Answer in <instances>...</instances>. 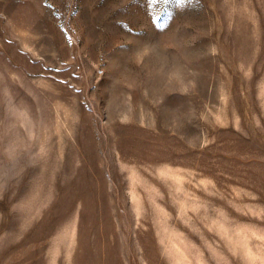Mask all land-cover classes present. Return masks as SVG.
<instances>
[{"label":"rangeland","instance_id":"374dc122","mask_svg":"<svg viewBox=\"0 0 264 264\" xmlns=\"http://www.w3.org/2000/svg\"><path fill=\"white\" fill-rule=\"evenodd\" d=\"M79 263L264 264V0H0V264Z\"/></svg>","mask_w":264,"mask_h":264},{"label":"bare ground","instance_id":"6f19581e","mask_svg":"<svg viewBox=\"0 0 264 264\" xmlns=\"http://www.w3.org/2000/svg\"><path fill=\"white\" fill-rule=\"evenodd\" d=\"M47 224V223H46ZM77 261V260H76ZM76 263V262H75ZM80 264V263H79Z\"/></svg>","mask_w":264,"mask_h":264}]
</instances>
